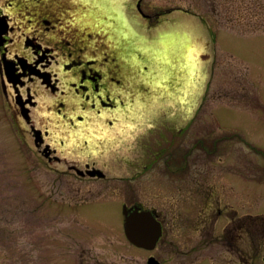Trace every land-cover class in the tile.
Returning a JSON list of instances; mask_svg holds the SVG:
<instances>
[{
	"label": "rangeland",
	"instance_id": "obj_1",
	"mask_svg": "<svg viewBox=\"0 0 264 264\" xmlns=\"http://www.w3.org/2000/svg\"><path fill=\"white\" fill-rule=\"evenodd\" d=\"M92 2L116 16L126 58L144 69L138 95H149L154 114L118 136L117 162L107 159L105 169L117 179L79 182L66 176L72 163L47 166L12 122L10 91L0 84V264H146L149 256L160 264H264V0ZM40 112L38 126L51 135L55 126ZM135 203L163 221L153 252L122 232L121 205ZM238 218L246 223L242 259L218 238Z\"/></svg>",
	"mask_w": 264,
	"mask_h": 264
},
{
	"label": "flooded vegetation",
	"instance_id": "obj_2",
	"mask_svg": "<svg viewBox=\"0 0 264 264\" xmlns=\"http://www.w3.org/2000/svg\"><path fill=\"white\" fill-rule=\"evenodd\" d=\"M137 12L144 21L151 18L141 11L139 4ZM47 18L56 20L52 24ZM117 22L115 15L101 13L92 0H0V84L4 95H8L7 90L11 95V99H6V109L14 125L22 126L20 131L29 134L47 166L72 163L66 166L69 170L66 176L79 182L117 179V176L108 177L105 169L108 161L117 162L113 147H116L118 136L132 130V122L139 116L148 124L147 118L155 110H150V102L145 101L149 95H138L144 85L137 76L142 75L144 69L137 68L126 58L129 52L123 50L124 38L118 37ZM60 35L66 36L67 41H63ZM78 52L89 59L73 60L72 54ZM88 65L97 70L86 73L81 66L86 68ZM134 102L141 104L138 107L134 104V107L131 105ZM42 108L46 110L45 120L55 126L51 133L57 138L53 140L55 146L48 141L50 132L39 128L41 122L34 116L35 112L41 113ZM151 127L154 128L141 129L134 140ZM174 133L176 137L180 136L181 129ZM105 152H109L108 157L99 158ZM64 153L67 155L63 156ZM73 155L84 157L79 160L67 158ZM160 157L161 151L150 163L146 161L141 167L143 172L151 163L161 160ZM181 165L173 172H181ZM123 206L149 211L159 222L161 236L155 250L165 233L158 214L137 203L122 204L121 210ZM219 210L216 211L217 217L220 216ZM234 222H229L230 226L218 238L242 259L245 250L241 241L246 234V223L241 218L236 224ZM256 222L253 226L262 232ZM230 232L237 233V243L233 242L235 233L231 235ZM262 260L264 263V258ZM81 264L90 263L84 261ZM242 264L256 263L251 260Z\"/></svg>",
	"mask_w": 264,
	"mask_h": 264
},
{
	"label": "water",
	"instance_id": "obj_3",
	"mask_svg": "<svg viewBox=\"0 0 264 264\" xmlns=\"http://www.w3.org/2000/svg\"><path fill=\"white\" fill-rule=\"evenodd\" d=\"M123 231L126 240L136 248L153 250L161 236V227L149 211L138 208H122ZM147 264H158L154 258H149Z\"/></svg>",
	"mask_w": 264,
	"mask_h": 264
}]
</instances>
